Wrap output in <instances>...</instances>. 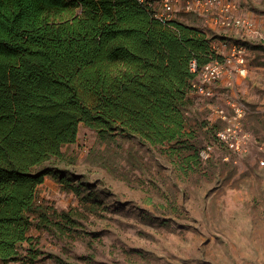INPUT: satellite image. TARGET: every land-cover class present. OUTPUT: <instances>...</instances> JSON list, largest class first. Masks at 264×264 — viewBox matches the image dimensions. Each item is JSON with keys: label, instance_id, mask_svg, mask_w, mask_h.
I'll return each mask as SVG.
<instances>
[{"label": "trees", "instance_id": "1", "mask_svg": "<svg viewBox=\"0 0 264 264\" xmlns=\"http://www.w3.org/2000/svg\"><path fill=\"white\" fill-rule=\"evenodd\" d=\"M191 17L164 23L139 0H0V264L37 262L34 228L66 247L69 238L92 233L81 210L58 212L39 201V186L53 176L80 196L84 210L97 211L93 191L72 184L56 163L81 125L103 139L168 146L183 170L209 160L201 151L215 144L201 146L190 124L198 76L191 62L201 68L223 56L214 29ZM211 128L227 147L221 127Z\"/></svg>", "mask_w": 264, "mask_h": 264}, {"label": "rangeland", "instance_id": "2", "mask_svg": "<svg viewBox=\"0 0 264 264\" xmlns=\"http://www.w3.org/2000/svg\"><path fill=\"white\" fill-rule=\"evenodd\" d=\"M241 1L262 36L234 39L214 30L213 45L224 56L233 40H241L248 74L217 85L212 97L195 93L189 111L201 146L215 144L212 159L183 170L168 146L123 135L103 139L81 125L77 141L64 146L56 163L72 184L93 191L96 200L89 203L98 202L97 211L84 210L80 196L53 176L39 186V201L58 212L81 210L92 233L69 238L66 247L53 233L34 228V243L42 250L34 264H58L49 255L55 252L79 264H264V0ZM232 99L243 103V124L251 135L241 155L211 131L226 124L216 109L233 113ZM7 264L33 263L23 258Z\"/></svg>", "mask_w": 264, "mask_h": 264}, {"label": "built area", "instance_id": "3", "mask_svg": "<svg viewBox=\"0 0 264 264\" xmlns=\"http://www.w3.org/2000/svg\"><path fill=\"white\" fill-rule=\"evenodd\" d=\"M151 9L153 15L166 23L172 19H188L198 17L199 21L216 30L225 28L231 30L237 37L246 35H259L260 29L257 22L250 16L240 11V0H139ZM197 18V19H198ZM220 53L221 47L214 45ZM191 68L198 72L197 78L192 82V91L196 94L212 97L216 94V86L225 77L242 76L248 74L247 47L241 40H233L228 52L223 59L211 61L199 68L196 60H192ZM231 82V79L228 83ZM233 113L228 114L223 108L216 109L219 117L225 121L217 136L235 155L246 153L249 149L251 135L243 124L245 108L237 99L229 101ZM214 148L207 144L201 151L204 159L212 157ZM225 159H229L225 157ZM264 164V161H261Z\"/></svg>", "mask_w": 264, "mask_h": 264}, {"label": "crops", "instance_id": "4", "mask_svg": "<svg viewBox=\"0 0 264 264\" xmlns=\"http://www.w3.org/2000/svg\"><path fill=\"white\" fill-rule=\"evenodd\" d=\"M243 3H242V1L240 0V5H241V8H240V11L239 12H241L242 14H244V15H247V16H250V17H252V18H254L252 15H250V14H248V13H246L245 12V10H244V7H243V5H242ZM198 20H199V18H198ZM258 24V23H257ZM259 26V25H258ZM216 30H220V31H223V32H227V34H229L230 36L232 35L233 36V38L235 39V38H237V34H234L233 32H231V30H228V29H225V28H217ZM261 34V36H262V33H261V29H260V33H259V35ZM259 35H256V37L258 36V37H260ZM230 76H225L219 83H218V85H220L221 83H223L224 81H230Z\"/></svg>", "mask_w": 264, "mask_h": 264}]
</instances>
